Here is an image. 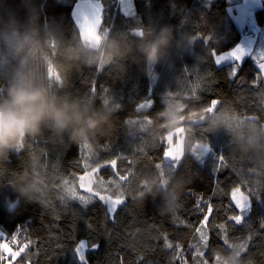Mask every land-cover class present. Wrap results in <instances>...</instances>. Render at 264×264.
I'll return each instance as SVG.
<instances>
[{"label":"trees","instance_id":"trees-1","mask_svg":"<svg viewBox=\"0 0 264 264\" xmlns=\"http://www.w3.org/2000/svg\"><path fill=\"white\" fill-rule=\"evenodd\" d=\"M79 1L36 3L42 19L56 18L71 36L79 35L72 16ZM99 1L104 9L99 33L104 28L136 32L155 24H180V16L171 13L172 0H133L131 16L120 9V0ZM239 1L175 0L191 10L187 25L180 26L190 27L199 39L193 55L174 57L158 65V80L150 81L130 62L100 71L70 65L61 70L53 65V71L61 76V91L84 97L96 106L108 101L114 110V130L79 145L67 141L57 144L47 135L29 139L18 154L0 161V264H78L79 255L74 250L81 240L87 243V264H218L217 257L221 258L229 245L245 246L244 264H264V167L230 153L224 147L227 137L223 133L212 135L197 129L193 142L208 144L215 155L209 153L203 167L189 156L181 158L174 174H194L195 179L185 189L178 213L162 216L157 212L159 201L154 203L149 198L145 206H137L132 195L142 189L146 175L160 171L156 165L164 167L167 174V139L155 144L140 140L130 143L124 131L126 118H155L167 103L183 104V111L189 114L211 107L213 100L218 101L213 109L216 112L226 110L241 119L254 117L252 122L264 123V77L252 57L216 66L212 55H201L202 47L220 54L241 40L244 30L233 17ZM4 2L23 16L19 0ZM255 13L264 33V5ZM108 16L113 19L109 21ZM235 64L242 67L236 79L229 82L226 73ZM149 100L151 107L140 108ZM220 156L224 157L223 162ZM112 160H116L114 168L106 163ZM85 164L91 167L85 168ZM97 164L104 167L92 173L91 168ZM13 170L44 177L47 191L42 202L22 203L16 215L8 214L4 207L6 197L15 199L8 185ZM86 172L91 173L93 192L123 200L115 214L108 213V205L99 197H93L87 205L78 199H62L65 181L78 195H91L80 187V177ZM119 176H127L130 183L121 182ZM236 188L251 196L250 210L241 224L230 219L241 214L232 199ZM253 191L259 198L254 197ZM198 228L207 234L206 243L201 241ZM2 240L10 252H4ZM94 245L99 247L93 249Z\"/></svg>","mask_w":264,"mask_h":264},{"label":"clouds","instance_id":"clouds-1","mask_svg":"<svg viewBox=\"0 0 264 264\" xmlns=\"http://www.w3.org/2000/svg\"><path fill=\"white\" fill-rule=\"evenodd\" d=\"M17 8L0 0V161L18 154L29 139L47 135L54 143H88L114 130V110L107 104L94 105L91 101L70 92L61 91V76L57 78L53 65L61 70L65 65L77 69L95 68L100 71L124 63L136 65L150 81L158 80L157 66L174 57L183 59L193 55L199 37L187 25L191 10L172 0L171 13L180 16V24H155L136 32L118 29L101 33L99 40H89L73 33L66 34L56 18H41L36 0H19ZM201 55H212L211 50L201 49ZM191 120V122H189ZM183 128L182 133L177 129ZM197 129L227 139L224 147L240 159H252L264 167V123L239 118L226 110L191 112L167 103L155 118L129 117L125 119L127 140H140L153 144L183 137L182 155L189 156L203 167L208 156L206 143H194ZM177 139V140H178ZM36 164V161H33ZM195 179V175H161L160 171L146 175L142 189L133 195L137 206H145L151 198L160 215L175 216L181 197ZM8 185L15 199L6 197L4 207L8 214L20 213L21 204L42 202L47 195L44 177L27 170H13ZM63 196L67 194L63 191ZM243 251L230 245L221 255L218 264H244Z\"/></svg>","mask_w":264,"mask_h":264},{"label":"snow or ice","instance_id":"snow-or-ice-1","mask_svg":"<svg viewBox=\"0 0 264 264\" xmlns=\"http://www.w3.org/2000/svg\"><path fill=\"white\" fill-rule=\"evenodd\" d=\"M131 3L132 0H120V4L125 6V15L126 16H131L134 15L133 12L130 11L131 9ZM248 3V0H245V6L241 8L240 10V15L236 17L237 22L239 24H244L247 22L253 29H255V25L252 24L251 22V9L246 7ZM104 11L102 4L99 2V0H96V2H92V0H85L84 3H77L76 4V10L72 13V16L75 17V22L77 25H79V35L81 37H84L89 40H99L101 33L97 31V29L101 26L102 22V12ZM107 19L110 21L113 19L112 16H108ZM108 31L107 28H104L102 33H106ZM137 34L142 35L143 31H136ZM210 42V41H209ZM245 42L249 45V49L246 50L245 47ZM251 38L248 37L245 34L244 41H242L240 44H237L235 48L231 51H227L223 54H217L216 50L213 49V54L212 56L214 57V64L216 66H221L225 62H233V61H242L244 56L248 54V51L250 50V45H251ZM264 55V53H262ZM242 67L241 64H235L234 66L230 65L227 70V78L229 82H233L237 74ZM259 69L264 70V63L259 64ZM57 78H59V74H57ZM193 97H195V91L193 90L192 93ZM108 101H105V104H107ZM218 101L213 100L211 107L206 108L204 111L211 112L213 109L216 107ZM170 104H175V103H170ZM180 108H184L183 104H175ZM151 107V101L149 100L147 103L141 104L140 108H149ZM255 118H249L248 121H253ZM191 122V120H189ZM184 131L183 128L177 129V132L182 133ZM167 142L169 145L172 144V136L169 134L167 136ZM182 141L183 137H180L176 144L175 147H169L165 152H164V157L165 160L167 161L166 163V168H167V174L172 175L175 172L176 165H178L181 161V155H182ZM87 144V143H85ZM199 144V143H197ZM204 152L209 155V153H212V149H209L207 146L204 147ZM215 155V153H212ZM220 161L223 162L224 157L220 156L219 157ZM111 166L114 168L116 165V160H112L110 162ZM85 168L91 167L90 164H85ZM104 167V165L97 164L96 167L91 168V172L95 173L97 172L100 168ZM157 169L160 170L161 175L165 174V168L162 167L161 165H156ZM118 175V174H117ZM87 179V185L84 183V181ZM119 180L121 182L125 183H130L128 180L127 176H119ZM80 187L81 188H86V191L90 193L91 195L89 196H81L78 195L74 187H69L68 182H64V188L63 191L67 194V198L65 196L62 197L65 201L72 199V200H79L81 204L87 205L93 197H99L101 201H104L108 205V213L110 214H115L117 210V206L123 203L122 199H116L112 200L111 197H105L100 195V192H93V188L91 187V184L93 183V179L91 177V173H85L84 176L80 177ZM240 193V189L236 188L233 193H232V199L235 201V206L240 210V215H235L233 217H230L231 220L235 221L236 224H241L242 221L244 220V217L247 215V213L250 210L251 204L249 201L248 196H244L243 194H240L239 196L237 195ZM253 194L255 195V191H253ZM259 198V197H258ZM209 212H211V208H209ZM114 219V215L112 217ZM208 217L205 216L204 220L205 222L207 221ZM221 228L224 226L221 225ZM197 232H200V239L202 242L207 241V234L205 232H202L201 229H197ZM2 234V233H0ZM227 243V241H226ZM230 246V245H229ZM239 248L244 252L245 251V246L244 245H238ZM5 248L7 245L4 246ZM99 245H94L93 249L98 248ZM166 247H171V245H166ZM87 248V243L85 240H81L79 243V246L74 250L76 254H79L78 257V264H87V259L85 256V249ZM21 252L24 251L23 248L20 249ZM19 255V253H17ZM202 255V253H201ZM15 259V256L13 257ZM75 261V256L73 257ZM217 261H220V257H217Z\"/></svg>","mask_w":264,"mask_h":264},{"label":"crops","instance_id":"crops-1","mask_svg":"<svg viewBox=\"0 0 264 264\" xmlns=\"http://www.w3.org/2000/svg\"><path fill=\"white\" fill-rule=\"evenodd\" d=\"M264 5V0H248V3L246 5V7L251 9V22L252 24L255 25V29H253L247 22H245L244 24H239L237 22L236 17H238L240 15V10L242 7L245 6V1L244 2H240L235 6V14H234V19L236 21V23L238 24L240 30H245V29H249L250 32L252 33V35L248 36L251 38V45H250V50L248 51V54L245 55L246 57L250 56L252 57V60L254 63H256V65L259 67L260 63H264V55H262V53H264V33L262 31V27L259 25V22L257 21V17H256V10L260 7H263ZM256 36H259L257 39H255ZM244 37L245 35H243L241 37L240 43L242 41H244ZM246 45V50L249 49V45L247 44V42H245ZM235 48V47H234ZM232 48V49H234ZM231 51V49H230ZM226 63V62H225ZM263 73V77H264V70H261Z\"/></svg>","mask_w":264,"mask_h":264},{"label":"rangeland","instance_id":"rangeland-1","mask_svg":"<svg viewBox=\"0 0 264 264\" xmlns=\"http://www.w3.org/2000/svg\"><path fill=\"white\" fill-rule=\"evenodd\" d=\"M245 0H240L239 2H236V4H235V6L238 4V3H240V2H244ZM85 2V0H81V1H79V2H77V3H84ZM92 2H96V0H92ZM100 2V1H99ZM76 3V4H77ZM76 4L74 5V8H73V12L76 10ZM234 6V7H235ZM120 9L122 10V11H124L125 12V6L124 5H121L120 4ZM134 9V4H133V0H132V3H131V9H130V11L132 12V10ZM74 19H75V17H74ZM78 27H79V25H78ZM97 31H98V29H97ZM259 36H256L255 37V39H257ZM237 44H240V40L238 41V43ZM245 47H246V45H245ZM231 50H233V49H231ZM228 51H230V50H228ZM225 52H227V51H225ZM225 52H223V53H225ZM223 53H220V54H223ZM246 56H244V58H245ZM262 72V71H261ZM230 96L231 97H233V94L231 93L230 94ZM178 139V138H177ZM177 139L176 140H172V144L171 145H169L168 144V147H167V149L169 148V147H175V144H176V142H177ZM208 145V144H207ZM211 147V146H210ZM166 149V150H167ZM212 149V148H211ZM84 183L87 185V180H85L84 181ZM83 189H85L86 190V188H83ZM234 191V190H233ZM233 191H232V193H233ZM81 193V192H80ZM244 192L243 191H241L240 190V193H238L237 195L239 196L240 194H243ZM82 195H84V196H88L87 194H85V193H81ZM244 196H248L249 197V201H250V195L249 194H243ZM253 196V195H252ZM256 196H258V194H255L254 195V197H256ZM107 197H109V196H107ZM256 198H258V197H256ZM112 200H116V198H111ZM5 245H7V247L5 248L4 246ZM1 246H2V249L4 250V252H10V247H9V245L5 242V240H2V243H1ZM86 250V249H85ZM79 255V254H78Z\"/></svg>","mask_w":264,"mask_h":264},{"label":"built area","instance_id":"built-area-1","mask_svg":"<svg viewBox=\"0 0 264 264\" xmlns=\"http://www.w3.org/2000/svg\"><path fill=\"white\" fill-rule=\"evenodd\" d=\"M243 33H244V35L246 34L247 36L252 35L248 29H245V30L243 31Z\"/></svg>","mask_w":264,"mask_h":264}]
</instances>
